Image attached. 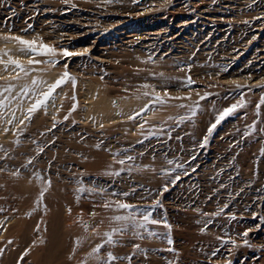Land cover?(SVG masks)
Here are the masks:
<instances>
[{
  "label": "rangeland",
  "instance_id": "1",
  "mask_svg": "<svg viewBox=\"0 0 264 264\" xmlns=\"http://www.w3.org/2000/svg\"><path fill=\"white\" fill-rule=\"evenodd\" d=\"M5 35L85 54H29ZM0 47V59L29 71L0 63V92L14 89L0 95L10 97L0 108V264H104L108 252L118 257L112 264H264V0H0ZM65 71L75 83L20 124ZM241 102L203 145L223 110ZM115 201L152 212L171 230H133L113 219L128 214ZM224 204L220 216L204 215ZM122 226L116 243L90 255Z\"/></svg>",
  "mask_w": 264,
  "mask_h": 264
},
{
  "label": "snow or ice",
  "instance_id": "2",
  "mask_svg": "<svg viewBox=\"0 0 264 264\" xmlns=\"http://www.w3.org/2000/svg\"><path fill=\"white\" fill-rule=\"evenodd\" d=\"M65 2H67V0H65ZM105 2L112 3V0H105ZM256 19H262V17H256ZM29 27H31V26H29ZM2 38L5 41H15V42L19 43L20 45H22L23 46L21 48L22 52L26 51L29 54H35V55H39V56H46V57H56L57 55L82 56V55L85 54L84 52H69L67 50H61V52L58 53V50L55 47H53V46H51V45H49L47 43H43L41 41L39 44H37V41H35V40H26V39L22 38L21 36L5 35ZM85 51H87V50H85ZM49 62L53 63V64L59 63L58 60H50ZM0 63L5 64L6 66L9 65V64L14 65L15 68H17L21 72H23L25 76L29 75L28 69H26L24 67V65L20 63L19 60L9 58L8 61H4V60L0 59ZM41 63H43V61L35 60V59H32V58L28 59V64L29 65H36V64H41ZM64 67L66 68L67 65H65ZM17 78H18V76H17ZM69 80H71L73 83H75V77H73L68 71H65L60 78H58L54 83H52L51 85L48 86L47 91L40 93V95L35 99V101L27 109V113L28 114L26 116H24L23 118H21L19 120V123L23 124L26 119L30 120L33 113L37 112L39 109H41L42 107L47 105L49 99L52 97V95L55 92V90L57 88H60L63 84H65ZM37 82L38 81L34 80L33 84H35ZM39 82L40 83H44L43 81H39ZM192 83H194V81H192L191 77L189 76L187 78V84L191 85ZM259 86L261 88H264V84H260ZM144 87H150V86L149 85H144ZM236 87L240 88L242 86L237 84ZM13 90H14L13 86L9 85V86L3 88L2 92H0V95H3V93H12ZM28 91L29 90L27 88H23L21 90V94L22 95H27ZM187 98L190 99V97H187ZM9 99H10V97H5L4 99H0V108L7 107ZM73 99H75V97H73ZM170 99H184V97H170ZM155 102H159L161 104H164L166 101L161 96L156 95ZM262 103H264V100H262ZM77 106H78V102H77ZM244 106H245L244 103L241 102L240 104H233L230 107L224 109L223 112L216 118V121L214 123H212L211 126L208 128L207 135L204 137V140H203V145H206L208 143V137H210L212 135L213 131L216 129L217 125L222 120H224L227 116L234 114L238 110V108H241V107H244ZM72 110L74 111L75 108H73ZM147 110H148V107L145 106V108L143 110H141V112H137L136 113V116L141 115L143 111H147ZM136 116H129V119L130 120H134L136 118ZM16 119H17V117L15 115V112H13L11 114V117L6 121V123L8 125H12L13 121H15ZM65 119H67V117H65ZM101 127H103V125H101ZM141 127H143V125H141ZM249 128H252L254 130L255 126L254 125H249ZM7 131H9V129L5 128V132H7ZM96 147L99 148L100 146L97 145ZM0 149H2V146H0ZM41 151H43V149H41ZM127 159L128 160H132L134 158L131 157V156H128ZM193 159H195V157H193ZM28 163L31 164L32 161L29 160ZM118 163L123 165L125 163V160L121 159V160L118 161ZM168 163L172 164L173 161L169 160ZM177 167H182V165H177ZM192 171L195 172L196 168L193 167ZM116 174L118 175V173H116ZM38 178L42 179V180L44 179L43 177H38ZM179 178H180L179 176L175 177L173 183L175 182V180H179ZM47 185L48 186L51 185V181L50 180L47 181ZM47 190H48L47 187H45L44 189H42L40 191L39 200L37 201V203H39L40 201H42L44 199V196H45V193L47 192ZM168 190H169L168 186L165 185L164 188H163V191L167 192ZM79 191L80 192L95 191V189H87L86 190L84 188H80ZM100 191L103 192V189H101ZM241 191H243V189H241ZM122 195L128 196V195H130V193L129 192H124V193H122ZM209 199H211V197H209ZM114 203H115V206L118 209L127 210L128 214L127 215H116L115 217H113V219L116 220V221L124 222L126 225L131 226L133 228V230L139 229V228H144L147 224L156 225V224H160V223H163L164 227L169 229V231L171 230L172 226L169 223H167L166 220L165 221H161V220L154 219L152 217V212L144 211L143 214L141 215L137 211H133V209H138L139 208L138 205H134V204L127 203V202H121V201H115ZM112 204H113V202L109 201V202L105 203L103 205V207L109 208V207L112 206ZM156 205L162 207V204L160 203L159 200L156 201ZM228 208H229V205L228 204H224L220 208L219 211H217L215 213H204V215H206V216H212V215L220 216ZM2 211H4V210L0 209V212H2ZM93 215H95V213H93ZM228 215H229V219H231L233 221L237 219V216L234 213H228ZM253 219H257V214L253 213ZM258 219L261 222H264V215H260L258 217ZM198 223H199V221H198ZM0 227H2V226H0ZM127 230L128 229L126 227L122 226L120 228L113 229L112 231L106 233L105 234L106 235V239L104 240V242L101 243V244L96 245L93 248L92 253H90V255L91 254H99L101 252V250L104 248L105 244H114V243H116V241L114 240V234L116 232L124 233ZM251 230L252 229L246 230L242 234V236L245 237V238L248 237L249 231H251ZM148 234L149 235H155V233H153V232H149ZM217 239L222 242V245H227L229 243L231 245H233V246L237 245V242H236L235 239H231V238L225 239L222 236H218ZM9 243H11V241H9ZM79 243H80V241H79V239H77L76 244L79 245ZM168 243L170 245L173 244V240L171 238H169L168 239ZM243 244L245 246H247V247H252V245L249 243L248 239H244L243 240ZM134 247L136 249H140V245L139 244H135ZM261 247L264 248V245H262ZM173 250L174 249H169V251H173ZM29 251H30V249H29ZM218 252H219V248L215 249L212 252V256H216ZM2 254H3V250L0 249V255H2ZM27 254H28V251H25L24 255L26 256ZM97 258L99 259V256H97ZM19 259L22 260L23 256H21ZM117 259H118L117 256L113 255L111 252H108L104 264H112V262L116 261ZM126 259L131 260L132 257L129 256V257H126ZM169 264H171V262H169ZM225 264H232V260L231 259H226Z\"/></svg>",
  "mask_w": 264,
  "mask_h": 264
},
{
  "label": "bare ground",
  "instance_id": "3",
  "mask_svg": "<svg viewBox=\"0 0 264 264\" xmlns=\"http://www.w3.org/2000/svg\"><path fill=\"white\" fill-rule=\"evenodd\" d=\"M128 35H129V34H128ZM10 45H12V43H11ZM4 46H5V45H4ZM0 48H1V47H0ZM2 55H3V54H2ZM3 58H4V56H3ZM3 58H2V59H3ZM1 64H2V63H1ZM48 72H49V71H48ZM104 92H105V91H104ZM107 96H108V95H107ZM129 107H130V106H129ZM55 221H56V220H55ZM57 221H58V220H57ZM56 223H57V222H56ZM56 223H55V224H56ZM56 227H57V226H56ZM56 231H57V230H56ZM58 231H59V230H58ZM55 237H56V236H55ZM25 238H26V237H25ZM20 239H21V238H20ZM55 240H56V238H55Z\"/></svg>",
  "mask_w": 264,
  "mask_h": 264
}]
</instances>
